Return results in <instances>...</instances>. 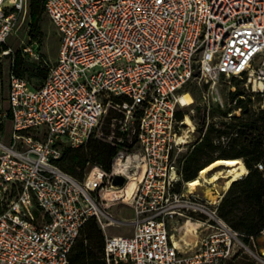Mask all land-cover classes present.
Wrapping results in <instances>:
<instances>
[{
  "label": "built area",
  "instance_id": "obj_1",
  "mask_svg": "<svg viewBox=\"0 0 264 264\" xmlns=\"http://www.w3.org/2000/svg\"><path fill=\"white\" fill-rule=\"evenodd\" d=\"M43 1L61 44L39 86L9 72L13 133L9 143L0 139V264H70L91 216L105 234L106 264H227L244 254L264 264V226L256 234L233 227L219 212L227 190L216 203L188 194L182 170L210 122L216 145L254 132L264 150V124L248 123L264 114V0ZM26 3L0 0V45ZM24 50L39 57L31 43ZM195 77L201 120L211 93L226 120H204L199 134L190 113L177 117L182 88ZM109 106L122 111L112 118L119 134L107 135L117 145L111 166L93 164L80 179L60 166L63 148L87 143ZM257 166L264 169V158ZM118 174L125 179L115 184ZM120 202L131 219L113 212ZM129 225L130 234L108 232Z\"/></svg>",
  "mask_w": 264,
  "mask_h": 264
},
{
  "label": "trees",
  "instance_id": "obj_2",
  "mask_svg": "<svg viewBox=\"0 0 264 264\" xmlns=\"http://www.w3.org/2000/svg\"><path fill=\"white\" fill-rule=\"evenodd\" d=\"M29 10L31 30H39L43 13L46 12L44 1L30 0ZM8 47L9 46L6 43L0 45V55H2L3 50ZM3 55L11 57L10 70L13 69L17 74L25 77L24 73L27 69L21 56L16 54L11 55V52ZM38 58L40 59V57ZM40 61L42 60L40 59ZM46 64L48 65L49 70V62L46 61ZM47 73L48 71L44 72V78L36 85L30 84L28 79L25 78L27 79L29 86L37 87L44 81ZM196 88L200 89L201 86L197 84ZM182 92L195 93L194 88L189 87V82L183 86ZM114 98L116 100L118 99V97ZM200 109L201 107H199L198 110ZM121 113L122 111L119 109L109 106L107 112L102 118V120L106 118V121L103 124V135H96L94 130L87 143L79 147L65 146L59 160L60 166L80 179L83 178L86 170L93 164H99L104 168L109 169L117 145L106 136L114 129L115 135L117 136L119 134V131L112 126V118ZM184 114L185 111L182 109L179 108L177 110V117L179 119L183 118ZM10 117L8 100L5 109H2L0 106V133L4 131L6 121ZM190 120V117L186 118L187 122ZM259 121H261V123H259ZM188 123L192 124V122ZM248 123L251 128H255L260 124L263 125L264 114L257 116L251 114ZM215 129V123L210 122L204 138L201 141L196 142L194 146L186 152L182 169L183 179L192 180L196 178L199 171L216 158L242 157L249 171L243 177L232 181L220 202L219 212L233 227L247 234H256L264 226V169H260L257 166V162L264 158V150L261 148V138L254 134V132H251L250 135L244 138L235 139L232 142L230 149L218 150V145L213 141ZM225 130V128H218L219 132ZM127 139L128 136L125 135V141H127ZM104 246V231L96 217L91 216L84 223L78 237L76 238L70 253V264H106ZM227 264L258 263L247 255H240L229 259Z\"/></svg>",
  "mask_w": 264,
  "mask_h": 264
},
{
  "label": "rangeland",
  "instance_id": "obj_3",
  "mask_svg": "<svg viewBox=\"0 0 264 264\" xmlns=\"http://www.w3.org/2000/svg\"><path fill=\"white\" fill-rule=\"evenodd\" d=\"M29 1L30 0H27L26 3V14L19 19L15 29L10 33L5 43L9 47H11L12 49L11 55L16 54L22 57L23 62L25 63L27 69L24 75L28 79L30 84L36 85L39 84L44 78V72L48 71V65L46 64V61H48L49 63H53L58 58L59 48L61 44V34L56 24L52 21V19L49 17V15L46 12L43 13V17L40 22V29L34 31L31 30ZM30 43L33 44L34 50L37 51L42 61H40L39 58L34 57L33 55H31L30 53L24 50V47ZM10 58L11 57L3 54L0 55V106L2 107V109H5L8 104V86L10 81V74H9ZM237 80L239 79L235 77L232 78L233 82H236ZM197 84H199L197 77L189 81V87L194 88L195 93L192 94L189 92L192 96V102L186 105H181L180 109L185 111V113H190L192 120L197 119L195 133L199 134V132H201L204 120L217 121L220 124L226 120L220 116L221 110L219 109V107H217L215 100L212 98L214 95L213 93H211V99H210L211 110L209 117L207 118L205 115L204 120H201V109L200 110L198 109L199 107H202L205 104H203L204 102L201 100V90H200L201 88L200 89L196 88ZM222 84H224V80L222 77H220L219 79L220 88ZM253 114L257 116L255 113ZM261 114L262 113H260L259 115ZM188 117L189 116L187 115L186 118ZM192 120L188 122H192ZM105 121L106 118H104L102 122L95 128L96 135H103V129H104L103 124L105 123ZM259 123H261V121H259ZM12 133H13L12 119L8 118L6 121V126L4 131L0 133V139L5 143H9L12 137ZM106 137L108 138V136ZM230 148L231 145L228 144L225 145L220 144L218 146V150H223V149L227 150ZM201 182L204 185L215 187L214 189L217 191L219 189L218 187H216V184L221 186L224 183V179L222 178L220 180L212 181L211 183H205L201 179ZM197 191L200 194H202L203 193L202 186H199V189ZM112 209L115 215L121 220L131 219L133 216L132 208L124 202H120L113 205ZM132 230L133 227L131 225L112 226L108 229V232L130 234ZM261 243L262 245H264L263 238H261Z\"/></svg>",
  "mask_w": 264,
  "mask_h": 264
},
{
  "label": "bare ground",
  "instance_id": "obj_4",
  "mask_svg": "<svg viewBox=\"0 0 264 264\" xmlns=\"http://www.w3.org/2000/svg\"><path fill=\"white\" fill-rule=\"evenodd\" d=\"M192 102V96L189 92H185L182 96V103L184 105ZM247 166L245 165L241 157H220L214 159L211 163L203 167L196 178L190 180V188L186 191L188 194L197 193L199 186H202L203 193L200 196L211 203H216L223 192L226 191L232 181L237 179L240 175L246 173ZM210 174V176H209ZM202 177H205L209 181H216L224 179V183L220 186L216 184V187L220 190H215L213 186L204 185L201 182ZM118 191L110 190L107 194H116Z\"/></svg>",
  "mask_w": 264,
  "mask_h": 264
},
{
  "label": "water",
  "instance_id": "obj_5",
  "mask_svg": "<svg viewBox=\"0 0 264 264\" xmlns=\"http://www.w3.org/2000/svg\"><path fill=\"white\" fill-rule=\"evenodd\" d=\"M124 179H125V177L123 175L118 174L114 178V183L115 184H120V183H122L124 181ZM263 253H264V251H263Z\"/></svg>",
  "mask_w": 264,
  "mask_h": 264
}]
</instances>
